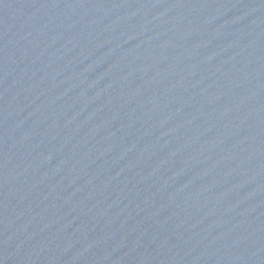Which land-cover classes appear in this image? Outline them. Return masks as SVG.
Masks as SVG:
<instances>
[{
	"label": "water",
	"instance_id": "obj_1",
	"mask_svg": "<svg viewBox=\"0 0 264 264\" xmlns=\"http://www.w3.org/2000/svg\"><path fill=\"white\" fill-rule=\"evenodd\" d=\"M0 264H264V0H0Z\"/></svg>",
	"mask_w": 264,
	"mask_h": 264
}]
</instances>
